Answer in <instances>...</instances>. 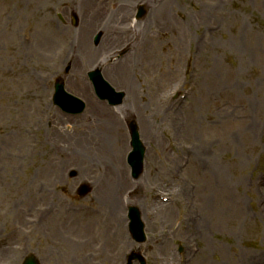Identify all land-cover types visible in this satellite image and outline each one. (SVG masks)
Returning <instances> with one entry per match:
<instances>
[{
	"label": "rangeland",
	"instance_id": "1",
	"mask_svg": "<svg viewBox=\"0 0 264 264\" xmlns=\"http://www.w3.org/2000/svg\"><path fill=\"white\" fill-rule=\"evenodd\" d=\"M144 1H96L103 13L86 32L91 48L101 46L94 43L106 34L100 21H116L120 2L134 40L90 64L76 43L86 15L101 6L89 12L83 0H0V264H22L29 254L41 264H125L135 250L147 264H264V0H173L174 24L162 34L151 28L147 40L137 25L148 31L152 10L135 19ZM134 51L139 67L130 77L153 130L143 133L141 107L130 114L116 107L120 155L97 147L86 156L75 143L90 134V97L114 110L97 98L88 73ZM57 79L85 101L84 113L53 103ZM125 85H111L125 93L123 108ZM131 120L147 147L139 180L127 164ZM113 157L128 181L117 193L121 222L98 196L118 173L115 163L107 166ZM85 184L90 192L78 195ZM129 195L146 226L140 245L129 233ZM158 202L167 208L158 211Z\"/></svg>",
	"mask_w": 264,
	"mask_h": 264
},
{
	"label": "bare ground",
	"instance_id": "2",
	"mask_svg": "<svg viewBox=\"0 0 264 264\" xmlns=\"http://www.w3.org/2000/svg\"><path fill=\"white\" fill-rule=\"evenodd\" d=\"M84 7L87 11L91 12V9L93 7H90L91 4L95 3L99 6L96 1L97 0H83ZM149 0L150 3L149 6L152 10L150 14V21L146 20L145 23H147L150 27V29L147 31L145 28H147V25L144 26V24L138 23L137 28L140 27L141 33L144 34V40H147L150 38L148 35L151 28H156L159 32V34H162L165 27H169L174 24V19L172 18L173 13L176 11L177 7L179 6V3H174L173 0ZM120 8H118L116 13V21L111 23L109 22V17L107 15H104L103 21H100V25L105 22V30L106 34L104 35V38L102 39L101 46L99 49L91 48L90 44L88 43L86 32L89 27L95 24V22H98L99 17L103 13V6L102 8H98L95 12L91 15H86L85 21L83 22L85 24V27H83V33L80 35L78 42L76 43L79 47V52L81 55L87 57L88 62L92 64V62L98 60L99 58H102L103 52L108 51L109 54L113 53L116 49H118L119 43L125 42L130 43L134 40V32H131L132 26H128L129 24V11L127 8L123 6V4ZM115 7H118L116 5ZM95 12V13H94ZM106 17V18H105ZM166 25V26H165ZM136 28V27H135ZM136 28V29H137ZM138 30V29H137ZM147 32V34H146ZM105 33V31H104ZM143 42V40H142ZM111 43L113 45H111ZM114 45H116L114 47ZM98 51V52H97ZM137 51H134L133 53H129L128 56L124 59L118 62L114 67H106L104 70L102 69V75L104 76V79H106L108 82H110L111 85L114 86V83L118 82H125V88L128 92V102L125 104L124 108L123 106L120 108V110H126L128 111V114L130 112L133 113H139L138 107L141 109L140 113L142 114L141 117V125L143 126V133L144 134H150L153 130L152 126V119L149 120V117H145L143 114L142 106L140 103L139 95L141 92V89L139 85H136L133 83L134 79L131 78V74L134 73V71L138 70V62H137ZM135 56V57H134ZM134 57V58H133ZM98 63H93V66ZM75 67H78V64H75ZM77 69L74 68V71ZM83 93L86 94V96H89V92L87 88L83 87ZM90 97V96H89ZM126 99V97H125ZM89 113H88V123L89 127L87 129L89 130V136L88 138H84L85 141H80L78 143H75V147L77 149L81 150V153L85 154L86 156H90L89 154H93L95 150H98L97 147L103 151L104 153L112 154L113 150L117 148L118 155H120L119 150H122L123 146V127L122 123L119 121V116L116 112H113L109 108H107L105 105L100 104L96 101L89 100ZM130 111V112H129ZM147 111V110H145ZM153 116H156L158 114V111L156 113V110H154V113L151 112ZM86 129V130H87ZM140 137L142 139V135H144L139 130ZM96 143V144H95ZM112 151L109 152V150ZM114 157H115V151H114ZM113 157V159H114ZM118 157V161L115 158L112 162H110V159H108L107 166H113L118 165V173H115V178L112 180L110 184L106 186L104 190L99 192L98 196L102 200V203L105 205L104 211L107 216L110 218L117 219L118 222H121L124 220L122 218L121 213H123V202L122 199H118V191L122 187H125L127 185V178L124 176V169L123 164L121 163V160ZM116 171V170H115ZM145 184V183H144ZM143 186V182L140 181V185ZM170 191V190H169ZM122 198V197H121ZM132 198V197H130ZM137 203L135 198H132V201L130 203V200L127 201V204ZM171 203V201H170ZM123 204V205H122ZM154 206L157 209H160L158 211L164 210L167 208L166 204L163 203H154ZM142 208V206H140ZM92 231V229H91ZM106 232H109L107 230ZM120 233V231L118 232Z\"/></svg>",
	"mask_w": 264,
	"mask_h": 264
},
{
	"label": "water",
	"instance_id": "3",
	"mask_svg": "<svg viewBox=\"0 0 264 264\" xmlns=\"http://www.w3.org/2000/svg\"><path fill=\"white\" fill-rule=\"evenodd\" d=\"M96 77H97L100 84L103 83V81L100 78V74H97ZM56 88H57V96H56L57 100L56 101L58 103H61L64 105H75L79 102L77 99L72 98L66 94V92L64 91L63 85L58 84ZM116 100H117V102H121V95L118 98H116ZM133 129H134V135H135V143L137 145L136 147H137V149H141L142 144L140 141H138V134H137V130H136L135 125H133ZM141 154H142V152L140 150V155ZM142 237L144 238L143 233H142ZM26 264H37V262L34 258H29L27 260Z\"/></svg>",
	"mask_w": 264,
	"mask_h": 264
}]
</instances>
